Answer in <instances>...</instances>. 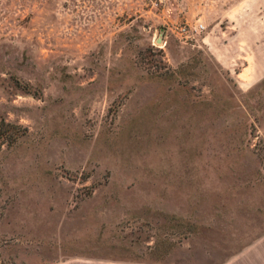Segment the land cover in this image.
<instances>
[{
  "label": "rangeland",
  "instance_id": "374dc122",
  "mask_svg": "<svg viewBox=\"0 0 264 264\" xmlns=\"http://www.w3.org/2000/svg\"><path fill=\"white\" fill-rule=\"evenodd\" d=\"M261 59L264 0H0V264H264Z\"/></svg>",
  "mask_w": 264,
  "mask_h": 264
},
{
  "label": "crops",
  "instance_id": "0c3cea01",
  "mask_svg": "<svg viewBox=\"0 0 264 264\" xmlns=\"http://www.w3.org/2000/svg\"><path fill=\"white\" fill-rule=\"evenodd\" d=\"M259 63H264V59L258 60Z\"/></svg>",
  "mask_w": 264,
  "mask_h": 264
},
{
  "label": "trees",
  "instance_id": "16d2710c",
  "mask_svg": "<svg viewBox=\"0 0 264 264\" xmlns=\"http://www.w3.org/2000/svg\"><path fill=\"white\" fill-rule=\"evenodd\" d=\"M1 122H6V121H4V120H1ZM7 124H8V122H6ZM0 136H1V128H0Z\"/></svg>",
  "mask_w": 264,
  "mask_h": 264
}]
</instances>
